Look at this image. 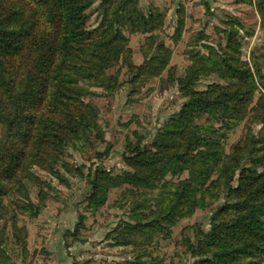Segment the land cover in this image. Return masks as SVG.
Wrapping results in <instances>:
<instances>
[{
    "label": "rangeland",
    "instance_id": "rangeland-1",
    "mask_svg": "<svg viewBox=\"0 0 264 264\" xmlns=\"http://www.w3.org/2000/svg\"><path fill=\"white\" fill-rule=\"evenodd\" d=\"M68 1L0 0V264H264V0Z\"/></svg>",
    "mask_w": 264,
    "mask_h": 264
},
{
    "label": "trees",
    "instance_id": "trees-1",
    "mask_svg": "<svg viewBox=\"0 0 264 264\" xmlns=\"http://www.w3.org/2000/svg\"><path fill=\"white\" fill-rule=\"evenodd\" d=\"M58 2H61L62 4H64L65 2L67 3V2H69L68 0H57ZM74 2L76 1V0H73ZM131 1H133V0H131ZM76 10V9H75ZM75 18L74 17V15H72V16H67V18ZM8 34L9 33V29L8 28H5V27H2L1 29H0V55H2L1 53H3V54H5V52H8L7 51V48H10L9 47V41H8V38L7 37H4L5 36V34ZM61 46H63V47H65L68 51H70V50H72L71 49V47H70V45H69V40L68 39H66V40H64L63 41V44L61 45ZM60 46L58 45L57 47H56V49L54 50V51H58V48H59ZM59 59V56L57 55V57H54L53 59H52V63H51V66L54 68L55 66H56V60H58ZM0 77L2 76V81H0V83L2 84V83H4V71H2V68H3V65L1 64V60H0ZM67 67V66H66ZM55 71V70H54ZM53 71V72H54ZM61 74L64 76H68V78H70V79H72L73 77H72V75H68V73H62L61 72ZM62 75H61V77H62ZM204 96L205 97H208V95L207 94H205L204 93ZM204 102H206V100H204ZM228 104H230V103H225V106L226 107H229V108H231ZM199 107H203L202 109H206V107H204V106H202V104H198L197 102H195V103H192L191 102V104L187 107V108H190V109H192V110H195V109H198ZM236 108V107H235ZM235 108H233V111L235 110ZM186 110V109H185ZM206 111V110H205ZM235 117L236 115H235V113L233 112L232 114H231V117ZM232 119V118H231ZM230 121V124L232 123V121L231 120H229ZM237 205V207H239L238 206V204H236ZM249 226V228L250 229H252V230H254V224H251L250 223V225H248Z\"/></svg>",
    "mask_w": 264,
    "mask_h": 264
}]
</instances>
